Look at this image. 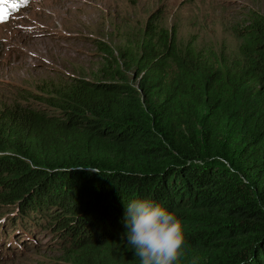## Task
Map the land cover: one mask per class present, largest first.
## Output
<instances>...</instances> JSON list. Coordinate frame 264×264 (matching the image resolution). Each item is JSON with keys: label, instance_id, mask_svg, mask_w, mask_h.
<instances>
[{"label": "trees", "instance_id": "trees-1", "mask_svg": "<svg viewBox=\"0 0 264 264\" xmlns=\"http://www.w3.org/2000/svg\"><path fill=\"white\" fill-rule=\"evenodd\" d=\"M23 3L0 0V22ZM160 21L130 40L134 75L111 63L0 107L5 233L50 231L72 264H138L125 203L151 198L185 222L179 264H264V14L238 33L236 73Z\"/></svg>", "mask_w": 264, "mask_h": 264}, {"label": "rangeland", "instance_id": "rangeland-1", "mask_svg": "<svg viewBox=\"0 0 264 264\" xmlns=\"http://www.w3.org/2000/svg\"><path fill=\"white\" fill-rule=\"evenodd\" d=\"M23 1L0 22V107L17 98L18 88L103 79L111 63L134 75L125 61L130 40L158 14L165 28L176 27L181 46L193 42L223 73L239 72L244 58L238 33L248 15L264 14V0ZM15 211L0 219V264H72L50 231L18 227L6 234Z\"/></svg>", "mask_w": 264, "mask_h": 264}, {"label": "clouds", "instance_id": "clouds-1", "mask_svg": "<svg viewBox=\"0 0 264 264\" xmlns=\"http://www.w3.org/2000/svg\"><path fill=\"white\" fill-rule=\"evenodd\" d=\"M123 224L128 250L138 264H179L187 248L184 220L175 210L151 198H134L125 203ZM189 264H198L192 258Z\"/></svg>", "mask_w": 264, "mask_h": 264}, {"label": "snow or ice", "instance_id": "snow-or-ice-1", "mask_svg": "<svg viewBox=\"0 0 264 264\" xmlns=\"http://www.w3.org/2000/svg\"><path fill=\"white\" fill-rule=\"evenodd\" d=\"M5 4L7 3V0H4Z\"/></svg>", "mask_w": 264, "mask_h": 264}]
</instances>
